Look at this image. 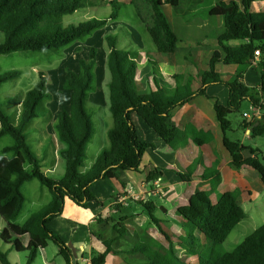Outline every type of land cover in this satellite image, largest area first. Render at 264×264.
<instances>
[{"label": "trees", "instance_id": "trees-1", "mask_svg": "<svg viewBox=\"0 0 264 264\" xmlns=\"http://www.w3.org/2000/svg\"><path fill=\"white\" fill-rule=\"evenodd\" d=\"M99 0H0V31L4 40L0 43V55L18 51H50L62 49L93 35L110 21L122 18L124 3L121 0H108L112 12L104 18L92 17L78 24H63V18L78 10L95 7ZM181 0H130L135 7L138 24L147 33L157 51L161 54L173 53L177 49L179 37L169 22L163 5L170 4L175 9ZM254 0H219L210 9L211 15L224 17L225 29L219 35V42L225 50L223 57L216 50L210 62V68L202 75V86L194 91L190 85L178 87L172 92L159 88L148 93L140 92L136 85L138 68L137 57L130 49L118 45V35L107 34L109 48L107 65L111 74L109 83L110 111L113 127L109 130L110 147L104 149L94 165L86 172L82 171L87 158V148L93 137L95 126L86 102L91 92L95 91V66L98 49L91 48L89 58H82L78 71L69 70L64 78V89L71 91L68 109H62L55 124L57 137L64 148L61 156L66 162V173L61 179L50 177L42 168L40 159L31 148L25 133L26 126L39 116V107L51 97L48 90L49 77L46 70H39V81L25 94L21 103L19 124L0 105V139L11 135L15 143L5 146L0 152V215L7 226L0 236L6 243L18 251H27V263L33 264L40 249L50 242L60 247V253L69 264L75 262L72 250L63 238L54 232L49 223L64 211L69 198L81 206H88L96 200L91 187L99 180L113 178L121 169L140 171L143 156L154 144L140 139L137 127L132 119L134 113L171 147L176 148L183 140L192 138L198 145L213 141L209 131L195 126L180 128L171 124V111L184 105L196 95L206 94L210 85L220 84L229 88L228 108L218 110V119L225 134L231 130L232 121L229 114L239 111L246 100L253 106L261 108L262 116L253 124V135L264 136V11H253ZM136 20V21H137ZM231 40L242 41L236 46H225ZM260 50L259 59L256 51ZM151 63L154 64L150 56ZM227 65L254 64L261 76L260 92L248 86L243 73L233 79L223 80L216 70L217 62ZM21 69L5 72L0 67V86L22 75ZM224 145L232 156V164L237 169L244 166L253 167L264 181V157L261 150L251 147L254 154L245 157L243 151L248 147L239 141L225 136ZM214 169L207 168L208 172ZM192 172L182 174L189 180ZM162 176L158 170L151 171L147 181H154ZM39 179L51 193V201L34 212L23 224L17 223L26 197L22 187L26 182ZM217 174V182L220 181ZM149 211L152 220L165 236L168 244L157 240L147 231L141 232L139 243L132 245V252H140L143 257L129 264H188L176 251V238L190 256H197L199 264H264V224L245 237L234 249L223 247L231 232L247 217V212L240 204L237 191H227L219 195L214 202L209 191L194 193L188 204L177 208L183 233L174 237L155 216L156 205L151 200L141 201ZM108 221V220H107ZM124 237L127 227L117 223L115 228ZM29 235L27 246L20 237ZM107 247L105 252H95L90 264H106L107 256L113 252L116 236L107 238L99 235ZM0 261L11 264L9 252L0 247Z\"/></svg>", "mask_w": 264, "mask_h": 264}, {"label": "crops", "instance_id": "crops-1", "mask_svg": "<svg viewBox=\"0 0 264 264\" xmlns=\"http://www.w3.org/2000/svg\"><path fill=\"white\" fill-rule=\"evenodd\" d=\"M218 1L181 0L177 9L170 4L163 5L167 18L179 37L177 49L173 53H159L150 36L141 29L138 20L127 22L131 25V34L136 33L137 37H139L138 35L141 36L144 43L140 44H143L144 47H147L148 43L153 45H150L147 49L150 51L154 64L150 60L144 62L139 61L137 58L136 85L140 92L148 93L159 88L166 92H172L176 88L187 84L194 91L201 88L202 75L210 68L214 52L220 50L223 57L225 56V50L219 42V35L225 29L224 17L210 14V9ZM236 1L238 3L242 2V0ZM251 10L264 11V0H254ZM135 15L137 17L136 13ZM119 20L121 18L116 21ZM241 43L242 41L231 40L226 42L225 46H236ZM131 51L134 50L131 49ZM257 59H259L258 56ZM96 67L97 64L95 74ZM216 70L223 80L233 79L238 73H243L246 84L260 92L261 76L254 64L227 65L220 61L216 64ZM107 77L106 86L109 90L111 76L110 79L109 74ZM37 80L38 77L34 83ZM33 84L27 90L32 89ZM95 86L96 89L90 93L87 102L91 100L90 102L94 105L104 106L107 113L106 107L110 109L108 104L110 91L106 89V92L98 85L97 75ZM229 95L230 91L227 86L210 85L206 89V94L196 95L188 103L179 105L171 111V124L183 129L192 125L197 129L212 133L213 141L204 145H198L192 138H188L183 140L176 148H173L154 129L148 126L138 114L134 113L132 115L140 139L154 144V147L147 148L140 171L119 169L113 178L97 181L91 187L96 200L88 206H81L68 198L63 213L49 223V227L59 234L67 245L72 242L78 249V255L74 257L75 262L90 264L95 252L102 253L106 251L107 247L99 237L100 234H105L106 237L108 236L107 238L116 236V241L113 244L114 251L107 256L106 264H129L142 259L143 255L140 252H132V245L140 242L141 232L147 231L157 240L160 237L157 238L156 232L162 233L152 220L149 211L142 205L141 201L143 200L153 201L156 205L155 216L162 221L163 226L182 229L180 225L181 218L176 210L179 206L188 204L194 193L200 190L209 191L212 200L216 202L220 194L227 191H237L240 204L247 212V217L238 225L245 223L248 218L254 219L253 215L262 219L264 224V181L260 174L249 165L240 169L233 166L232 156L224 145V138L227 136L231 140L239 141L248 147L243 151L245 157L254 155L250 150L251 147L261 150L263 154L261 140L253 135L252 125H256L259 118L255 115L256 112L252 102L246 100L239 111H232L229 114L232 128L225 134L218 119V110L224 111L228 108ZM61 111L57 114H50L47 111L52 116L49 119L51 120L49 125L47 124L51 128L49 135L55 141L54 166L45 168V164L40 160L42 168L47 174L56 173L61 160L64 161L66 173V162L60 153L65 146L58 139L55 128ZM18 116L20 117V110ZM111 116V120L101 118L103 124L101 132L102 145L93 149V155L88 160V152L96 135L95 128L87 148V158L85 165L82 167L83 172L88 171L101 152L110 147L109 130L114 125ZM207 168H215V170L205 175ZM154 170L162 172V176L159 177L161 178V188L159 190L156 188L157 179L152 182L147 181L148 174ZM190 172H192L190 179L185 180L182 174L185 175ZM217 174L221 178L219 182H217ZM122 194L129 197L128 204L116 203V199ZM148 196L149 198H147ZM0 217L2 218L1 215ZM117 223H122L127 227L126 236L122 237L114 229ZM6 226L7 223L3 219V228H0V232ZM245 227H250V224L247 222ZM29 239V235L20 237L25 246L29 243ZM13 249L15 248L11 244L7 250L9 254ZM27 256L28 253L25 256L26 263ZM33 264L69 263L61 255L60 247L55 242H50L47 247L40 249Z\"/></svg>", "mask_w": 264, "mask_h": 264}, {"label": "rangeland", "instance_id": "rangeland-1", "mask_svg": "<svg viewBox=\"0 0 264 264\" xmlns=\"http://www.w3.org/2000/svg\"><path fill=\"white\" fill-rule=\"evenodd\" d=\"M121 1L124 3L121 20L115 22L110 21L105 27L98 29L93 35L84 40L76 41L75 43L70 44L69 46L62 49L44 52L18 51L0 55V67L2 72L12 69H21L23 71L22 76L19 78L9 80L0 86V105L4 111L11 116L15 124H19L18 112L21 108L22 100L25 97V92L28 91L27 89L31 87V84L34 83L37 77V82L39 81V70H46L48 73V90L51 93V97L42 103V105L39 107V116L36 117L25 128L27 141L41 162L45 164V168L47 166L52 167L55 164V141L54 138L49 135L51 128L47 126V124L49 125V121H51L49 119L52 117L50 114H57L62 109H68L70 105L71 91L64 89L63 87L66 73L69 70L78 71L80 68V60L82 58H89L91 48L96 47L98 49L96 67L97 82L98 85L107 92L108 87L106 86V80L108 78V74L109 79L111 75L107 65V55L109 48L107 45L106 35L110 33H115L118 35L119 47L130 50L133 49V56L137 57L139 61L147 62V60H150L151 54L147 48L152 44L148 43L147 47H144L143 44H140L144 43L141 39V36L138 35L139 37H137L135 35L136 33L131 34V25L127 23L137 20V17L134 13L135 7L131 5L130 0ZM111 12L112 5L109 3V1L99 0L98 5L95 7H88L78 10L75 13L65 15L63 18V24L66 26L72 23L78 24L92 17L104 18L110 15ZM3 40L4 33L0 31V43H2ZM138 42L139 44H137ZM37 82L34 83L32 87H34ZM137 89L139 88L137 87ZM90 101L86 103V107L93 117L96 135L93 139L92 147L88 152V160H90L93 155V149L102 145L101 132L103 124L101 118L103 117V119L111 120V111L109 107H106V113L104 106L101 107L94 105ZM108 104L110 105L109 99ZM47 111L50 112V114H48ZM259 140H261V148L263 149L264 154V136L259 137ZM14 143V138L11 135H6L0 140V150L4 146ZM263 154L261 155L263 156ZM64 173L65 165L64 161L61 160L56 173H49L48 175L54 179H61L64 177ZM22 191L26 197V204L23 212L17 220V222L20 224L24 223L31 214L47 205L52 197V193L50 192L49 188L43 185L37 178L27 182L22 187ZM252 217L254 219H246L245 223H241L233 230L228 240L223 245L225 249H234L245 239L246 236L251 234L260 225H263L262 219L254 215ZM247 222L250 224V227L248 228L245 227ZM0 228H3V219L1 217ZM164 228L174 237H178V234L183 233L181 228H168V226H164ZM156 235L157 238L160 237L158 239L159 241L163 242L164 244H168L167 239L162 233L156 232ZM176 241V251L178 254L184 258L188 264H198V257L190 256L179 240H177V238ZM10 246L11 244L4 242L0 236V247L3 250H8ZM27 253L28 252H17L15 249H13L9 254L11 264H26L25 256Z\"/></svg>", "mask_w": 264, "mask_h": 264}, {"label": "built area", "instance_id": "built-area-1", "mask_svg": "<svg viewBox=\"0 0 264 264\" xmlns=\"http://www.w3.org/2000/svg\"><path fill=\"white\" fill-rule=\"evenodd\" d=\"M260 50H257L256 51V56H260ZM254 108H255V112H256V117L257 118H261V116H262V111H261V108L260 107H256V106H254ZM160 181H161V178H158L157 179V182H156V188H157V190H159L160 188H161V184H160ZM135 197V196H134ZM147 198H149V196L147 197ZM128 199H129V197L126 195V194H122V195H120L117 199H116V203H121V204H128ZM145 199V198H144Z\"/></svg>", "mask_w": 264, "mask_h": 264}, {"label": "water", "instance_id": "water-1", "mask_svg": "<svg viewBox=\"0 0 264 264\" xmlns=\"http://www.w3.org/2000/svg\"><path fill=\"white\" fill-rule=\"evenodd\" d=\"M68 247L72 250V254L74 255V257H77L78 249L73 245L72 242L68 243Z\"/></svg>", "mask_w": 264, "mask_h": 264}]
</instances>
